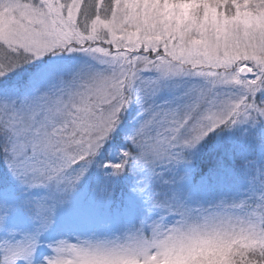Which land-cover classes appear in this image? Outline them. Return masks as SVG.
<instances>
[{"label":"snow or ice","instance_id":"6c2138e0","mask_svg":"<svg viewBox=\"0 0 264 264\" xmlns=\"http://www.w3.org/2000/svg\"><path fill=\"white\" fill-rule=\"evenodd\" d=\"M167 3L196 5L179 32L177 10L165 11ZM250 17L264 23V0H0V157L11 181L46 193L17 205L0 197V227L15 207L47 229L96 166L112 179L137 178L131 191L147 205L144 219L115 239L49 245L56 255L41 264H120L129 257L161 264L174 251L213 246L207 229L221 213L245 216L252 234L257 225L264 230V169L251 202L221 198L192 207L180 192L152 188L163 179L159 169L190 164L201 144L226 130H249L264 149V31ZM76 53L98 67L70 66L50 90L19 101L4 90L13 75ZM184 78L204 85L184 89L175 102H156L170 82L178 90ZM133 105L137 125L122 133ZM109 148L118 153L112 162L104 158ZM166 217L188 233H164ZM38 237L0 244V264H36Z\"/></svg>","mask_w":264,"mask_h":264},{"label":"rangeland","instance_id":"374dc122","mask_svg":"<svg viewBox=\"0 0 264 264\" xmlns=\"http://www.w3.org/2000/svg\"><path fill=\"white\" fill-rule=\"evenodd\" d=\"M195 7L196 5L188 3H167L165 11L177 10L174 19L179 32V28L191 18V12ZM168 19L172 20L173 17H168ZM250 19L254 20L258 28L264 31V23L261 22L260 17H250ZM245 22L247 23L248 20ZM70 66L84 70L98 67L91 57L83 53H76L71 58H51L39 64L34 71H29V80L27 79L24 83L19 82L22 85L16 86L12 91L4 90L11 99L17 101L42 94L50 90L58 78L67 76ZM175 83L170 82L168 87L159 94L156 98L158 104L175 102L183 90L193 84L204 85V81L199 78H184L182 87L176 90ZM136 111V106L133 105L132 110L126 114L121 128L122 133H130L137 125ZM205 154L214 158V165L207 167L203 172L199 165ZM117 155V152L109 148L104 158L106 162H112ZM190 159V164L173 170L159 169L163 171V179L154 181L153 190L160 192L163 189L168 196H171L173 191L180 192L188 205L204 208L211 207L221 198L228 203H239L240 201L251 202L253 197L259 195L260 173L264 169V149L253 140L251 131L240 128L219 133L201 144L191 154ZM93 169L94 167H91L89 171ZM99 170L104 171L97 167V171ZM194 173L198 174L196 179H193ZM180 176H186L187 179L181 182L179 181ZM84 177H88L87 173ZM98 178L89 181L92 184H88L90 187L85 181L83 185L77 186L69 196L67 203L57 210L47 229L41 230L40 221L33 216L31 211L17 212L13 207L6 227H0V244L7 242L15 245L23 241L25 237L39 232L35 262L41 264L44 258L56 255L49 245L56 246L61 241L78 244L82 241L115 239L133 224L138 226L146 215L147 205L141 197L131 191L137 178L132 174L124 175V180L128 182L129 187L124 196L125 200L111 212L107 211L109 205L106 203L107 199L101 195L103 192L100 186L103 183H100ZM164 180L173 183L164 184ZM45 194L43 189L28 191L11 181L6 165L0 157V197H9L10 204L17 205L25 200L39 199ZM153 218L159 219V215H154ZM166 219L169 225L175 221V217H166ZM226 261L227 257L222 253L212 246H207L192 251H174L161 261V264H226ZM120 264H136V260L134 257H129Z\"/></svg>","mask_w":264,"mask_h":264},{"label":"clouds","instance_id":"9594fccd","mask_svg":"<svg viewBox=\"0 0 264 264\" xmlns=\"http://www.w3.org/2000/svg\"><path fill=\"white\" fill-rule=\"evenodd\" d=\"M202 224L203 220L193 221ZM249 224L245 216L233 213H221L215 219L207 231L210 232L216 241L212 246L227 257L226 264H264V230L257 225L255 234L249 232ZM176 228L177 235H185L188 228L174 223L168 224L162 231L172 235L169 229ZM161 240L167 239L162 235ZM148 243L153 242L149 233ZM202 247V248H206Z\"/></svg>","mask_w":264,"mask_h":264},{"label":"trees","instance_id":"16d2710c","mask_svg":"<svg viewBox=\"0 0 264 264\" xmlns=\"http://www.w3.org/2000/svg\"><path fill=\"white\" fill-rule=\"evenodd\" d=\"M26 67L30 68L31 65H28ZM28 72L29 71H26L20 75H13L10 78V81L8 82V84L5 86L6 91H12L16 86L22 85V83H19V82L24 83L25 81H27V79L29 80L30 74H28ZM17 78L19 79L17 80ZM212 165H214V158L211 155L205 154V157L202 158V162L200 163L199 166L203 169V172H204L207 167H211ZM87 176L88 177H84L82 179V181L78 184V186L83 185L85 181V182H88L87 186L90 187V185L88 184L93 179H96L99 177L98 180L100 181V183H103L104 185V186L103 185L100 186L101 191L103 192V194L101 195H103L105 199H107L106 203L109 205L107 208L108 212H111L114 208L117 207L118 204L122 203L125 200L124 196L125 194H127V190L129 187H128V182L124 180V175L119 178L112 179V178L107 177L105 171H102V170L97 171V167L94 166L93 170L87 172ZM197 176L198 174L194 173L193 179H196Z\"/></svg>","mask_w":264,"mask_h":264}]
</instances>
